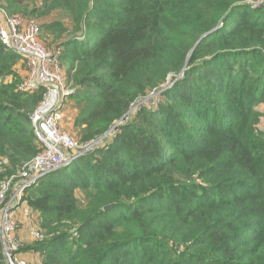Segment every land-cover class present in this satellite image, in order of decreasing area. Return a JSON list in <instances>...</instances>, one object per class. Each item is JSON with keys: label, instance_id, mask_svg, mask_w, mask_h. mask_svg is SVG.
Masks as SVG:
<instances>
[{"label": "trees", "instance_id": "16d2710c", "mask_svg": "<svg viewBox=\"0 0 264 264\" xmlns=\"http://www.w3.org/2000/svg\"><path fill=\"white\" fill-rule=\"evenodd\" d=\"M0 6L63 13L41 29L62 50L79 140L119 123L107 145L28 189L44 238L21 252L37 264H264V0ZM20 60L0 40V78ZM14 77L0 84V183L41 151L31 116L44 89L20 93ZM153 92L154 106L128 114Z\"/></svg>", "mask_w": 264, "mask_h": 264}, {"label": "built area", "instance_id": "2783aa9c", "mask_svg": "<svg viewBox=\"0 0 264 264\" xmlns=\"http://www.w3.org/2000/svg\"><path fill=\"white\" fill-rule=\"evenodd\" d=\"M41 32V24L35 18L8 14L0 6V40L6 50L19 54L26 64V75L17 91L26 93L44 89L43 99L31 116L41 151L19 175L0 183V264H31L20 254L22 242L17 235L19 213L23 211L27 217L32 213L24 200L27 188L98 146L108 144L103 139L81 143L61 129L63 109L73 91L67 87L60 61L62 50L43 44ZM8 163L7 158H0L1 172ZM31 237L33 241L44 238L39 225L31 230Z\"/></svg>", "mask_w": 264, "mask_h": 264}, {"label": "rangeland", "instance_id": "374dc122", "mask_svg": "<svg viewBox=\"0 0 264 264\" xmlns=\"http://www.w3.org/2000/svg\"><path fill=\"white\" fill-rule=\"evenodd\" d=\"M1 7H2V6H1ZM7 13H8V12H7ZM8 14H10V13H8ZM11 15H14V14L11 13ZM17 15H23V14H17ZM50 16H51V17L47 16V17H49V18H47V17L42 18V17H40L39 14H37V15L33 16V18H35L36 20H38L39 23L42 25L44 22H47V21H51V22H53L55 19L59 20V19H61L62 17H64L63 13H61V12H59V13L53 12ZM40 36H41V42H42L43 44H45L48 48L53 49V48L56 47V44H55L56 42L54 41L53 36H51L49 33H46V32L43 30V32H41V35H40ZM25 68H26V64H24V62H23L22 60H20V61L14 66V75H11V76H8V77H2V78H0V84H12V83L15 82V80H16L14 76H18V77H20V78L25 77V75H23V72H24ZM157 94H159V93H157V92H153V93L149 94L148 97H146V98L144 99V103H143V104L147 103V104H149V106H154V100H155ZM138 103H139V102H138ZM138 103H136V104H138ZM134 107H135V109H137L139 106L136 107V105H135ZM64 109H65V106H64ZM64 109H63V114H64ZM257 110L262 114V117L264 118V103L261 104V105H259V106L257 107ZM71 122H72L71 119H68L67 116H66V120H65V122H64V125H65L64 127L67 128V131H66V132L70 133L71 135L75 136V138H76V136H77L76 134H77V133L75 134V133L72 131V129H70V127H69V125H70V126L72 125ZM60 126H61V124H60ZM259 127H260V129L264 130V119L262 120V123H261V122L259 123L258 128H259ZM61 129H62V128H61ZM112 131H113V130H112ZM112 131H111V132H112ZM111 132H110V133H111ZM110 133H109V134H110ZM109 134H108L106 137H104L103 140H106V138L109 137ZM77 137H79V136H77ZM79 138H80V137H79ZM80 139H81V138H80ZM100 139H101V138H100ZM79 141H80L81 143H83L81 140H79ZM34 185H35V184H34ZM30 187H31V186H30ZM30 187L27 188L26 192L28 191V189H30ZM26 192H25V196H26L27 194H29L30 196H32V192H31V191H30L29 193H26ZM78 196H79V199H81L82 201L85 202V195H84L83 192L78 191ZM30 208H31V207H30ZM31 211H32V213L28 216V218H29L30 220H32V229H33V228L37 227V225H39L40 214H39V212L36 211V210H32V209H31ZM18 225L20 226L19 220H18ZM18 229H19V228H18ZM17 235H18V231H17ZM34 242H36V241H32V243H34ZM23 246H25V245L22 244V247H23ZM20 254L22 255V257H24V259L26 258V256L24 255L23 252H20ZM0 255H2V252H1V245H0ZM26 261H27V262H30V261H28L27 258H26ZM30 263H31V264H37V263H34V261H33V262H30ZM3 264H6V263H3Z\"/></svg>", "mask_w": 264, "mask_h": 264}, {"label": "crops", "instance_id": "0c3cea01", "mask_svg": "<svg viewBox=\"0 0 264 264\" xmlns=\"http://www.w3.org/2000/svg\"><path fill=\"white\" fill-rule=\"evenodd\" d=\"M23 75H26V69L23 72ZM76 115L75 107H74V102L71 100H67L65 103V109H64V114H63V120L61 122V128L64 131H67V128L64 127V122L66 120V116L68 119H71L73 122V119ZM71 122V123H72ZM70 129H72V125L70 126ZM19 219V229H18V238L21 240L22 244L25 246H28L32 244V237H31V230H32V220H30L23 211L19 213L18 216ZM28 261L37 263L38 262V255L36 253H24ZM24 258V257H23ZM25 258V259H26Z\"/></svg>", "mask_w": 264, "mask_h": 264}, {"label": "water", "instance_id": "95a60500", "mask_svg": "<svg viewBox=\"0 0 264 264\" xmlns=\"http://www.w3.org/2000/svg\"><path fill=\"white\" fill-rule=\"evenodd\" d=\"M211 32H213V30L210 31V32H208L207 34L203 35L202 38H203V37H206V36L209 35ZM202 38H201V39H202ZM201 39H200V40H201ZM198 43H199V42H198ZM198 43H197V44H198ZM197 44H196V45H197ZM196 45H195V46H196ZM192 51H193V50H192ZM183 73H184V71L182 72V74H183ZM70 96H71V95H70ZM70 96H69V97H70ZM69 97H68V98H69ZM142 103H144V101H141V102H139L138 104H136V107H137V106H140ZM134 110H135V107H133V108L129 111L128 114H130V113L133 112ZM118 124H119V123L115 124V125L110 129V131H109L107 134H105V136H103L101 139H103L104 137H106V136H107V135H108V134H109V133H110V132H111V131H112V130L118 125ZM60 169H61V168H59V169H57V170H60ZM57 170H56V171H57ZM54 172H55V171H54ZM109 208H111V205L105 207V210H107V209H109Z\"/></svg>", "mask_w": 264, "mask_h": 264}]
</instances>
